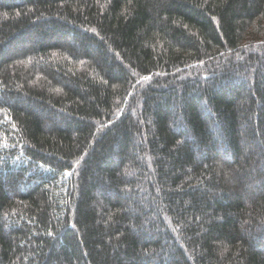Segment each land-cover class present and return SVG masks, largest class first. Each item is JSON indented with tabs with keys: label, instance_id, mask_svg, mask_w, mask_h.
Returning a JSON list of instances; mask_svg holds the SVG:
<instances>
[{
	"label": "trees",
	"instance_id": "obj_1",
	"mask_svg": "<svg viewBox=\"0 0 264 264\" xmlns=\"http://www.w3.org/2000/svg\"><path fill=\"white\" fill-rule=\"evenodd\" d=\"M0 264H264V0H0Z\"/></svg>",
	"mask_w": 264,
	"mask_h": 264
}]
</instances>
